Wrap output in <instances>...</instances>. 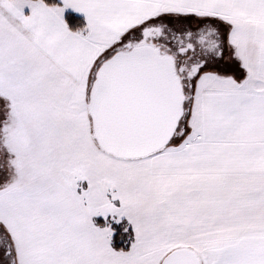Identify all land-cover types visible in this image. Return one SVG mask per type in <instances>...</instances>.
<instances>
[{"label":"snow or ice","instance_id":"1","mask_svg":"<svg viewBox=\"0 0 264 264\" xmlns=\"http://www.w3.org/2000/svg\"><path fill=\"white\" fill-rule=\"evenodd\" d=\"M0 264H264V0H0Z\"/></svg>","mask_w":264,"mask_h":264}]
</instances>
